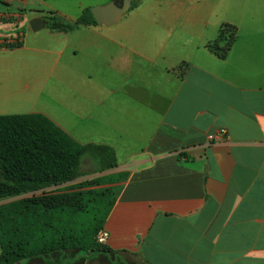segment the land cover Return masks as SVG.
<instances>
[{"label": "crops", "instance_id": "0c3cea01", "mask_svg": "<svg viewBox=\"0 0 264 264\" xmlns=\"http://www.w3.org/2000/svg\"><path fill=\"white\" fill-rule=\"evenodd\" d=\"M111 1L0 0L24 29L0 49V116L43 114L114 148L105 175L126 179L103 230L113 264H264V0H142L114 26L69 33L43 20ZM227 24L222 58L208 46Z\"/></svg>", "mask_w": 264, "mask_h": 264}, {"label": "trees", "instance_id": "16d2710c", "mask_svg": "<svg viewBox=\"0 0 264 264\" xmlns=\"http://www.w3.org/2000/svg\"><path fill=\"white\" fill-rule=\"evenodd\" d=\"M141 1L132 0L131 10ZM43 20L51 31L65 33L97 25L90 8L74 23L54 14ZM19 32L24 29L15 31ZM236 35L235 26L224 25L208 47L226 58ZM85 161L99 177L0 205V264H113L117 257L98 243V234L119 193L114 185L126 179V175H105L117 167L111 146L80 144L43 114L0 116V201L74 182L87 175Z\"/></svg>", "mask_w": 264, "mask_h": 264}, {"label": "water", "instance_id": "95a60500", "mask_svg": "<svg viewBox=\"0 0 264 264\" xmlns=\"http://www.w3.org/2000/svg\"><path fill=\"white\" fill-rule=\"evenodd\" d=\"M132 0H113L103 6L91 7V13L98 26H114L131 10ZM33 32L42 29V20L35 18L29 23Z\"/></svg>", "mask_w": 264, "mask_h": 264}, {"label": "built area", "instance_id": "2783aa9c", "mask_svg": "<svg viewBox=\"0 0 264 264\" xmlns=\"http://www.w3.org/2000/svg\"><path fill=\"white\" fill-rule=\"evenodd\" d=\"M0 19H5V20H11L13 22V26L16 30H21V21H22V16L20 14H10V13H5L0 15ZM1 24V22H0ZM24 40V33L19 32V34H14V36L6 39H0V46H3L5 44H10L14 46H20L23 44ZM2 49V48H0ZM228 132L226 129H221L218 133L215 135H211L208 140L209 141H220V140H225L227 138ZM108 242V234L105 231H100L98 234V243L101 245H106Z\"/></svg>", "mask_w": 264, "mask_h": 264}, {"label": "rangeland", "instance_id": "374dc122", "mask_svg": "<svg viewBox=\"0 0 264 264\" xmlns=\"http://www.w3.org/2000/svg\"><path fill=\"white\" fill-rule=\"evenodd\" d=\"M83 169H84L85 173H87V175L79 178L78 180H76L74 182H71V183H68V184H65V185H62V186H59V187H55V186L54 187H50V188H47V189H45L43 191H38L36 193L27 194L24 197H17V198H12V199H8V200H2V201H0V205L7 204V203H10L12 201L19 200V199H22V198H25V197L40 196V195H42L43 192L48 193V192H53V191L64 190L66 187H69V186H72V185H75V184H79V183H82V182H85V181H89V180H92V179L97 178V177L100 176V174H93L92 173L93 168H92V166H91L89 161H85L84 162ZM118 263H121V262L117 261V264ZM96 264H99V263H96ZM100 264H105V263H100Z\"/></svg>", "mask_w": 264, "mask_h": 264}]
</instances>
